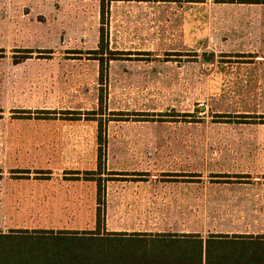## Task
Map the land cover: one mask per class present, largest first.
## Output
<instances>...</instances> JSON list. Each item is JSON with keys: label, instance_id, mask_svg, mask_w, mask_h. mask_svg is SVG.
Segmentation results:
<instances>
[{"label": "rangeland", "instance_id": "obj_1", "mask_svg": "<svg viewBox=\"0 0 264 264\" xmlns=\"http://www.w3.org/2000/svg\"><path fill=\"white\" fill-rule=\"evenodd\" d=\"M107 1L0 0V229H95L98 117L111 232L264 234V0Z\"/></svg>", "mask_w": 264, "mask_h": 264}, {"label": "trees", "instance_id": "obj_2", "mask_svg": "<svg viewBox=\"0 0 264 264\" xmlns=\"http://www.w3.org/2000/svg\"><path fill=\"white\" fill-rule=\"evenodd\" d=\"M100 2L102 18L111 4ZM132 0H111V2ZM193 2V1H188ZM261 4V3H252ZM106 35L102 29L96 60L109 56ZM25 59L33 52L27 51ZM45 114H49L46 112ZM264 118V117H263ZM80 120V119H74ZM98 122V169L87 171L84 177L79 171H71L73 181L95 183L97 187V211L94 230L69 229H0V264H264V234L215 233L196 231L160 232H111L107 227V185L115 181L116 173L109 172V179L102 176L107 171L106 125ZM264 124V123H262ZM238 178H246L240 176ZM243 183V181H236Z\"/></svg>", "mask_w": 264, "mask_h": 264}, {"label": "crops", "instance_id": "obj_3", "mask_svg": "<svg viewBox=\"0 0 264 264\" xmlns=\"http://www.w3.org/2000/svg\"><path fill=\"white\" fill-rule=\"evenodd\" d=\"M138 232H143V231H138ZM160 232V231H159Z\"/></svg>", "mask_w": 264, "mask_h": 264}]
</instances>
